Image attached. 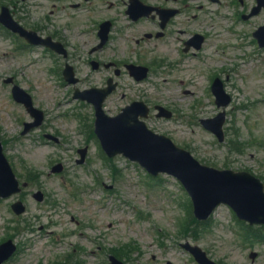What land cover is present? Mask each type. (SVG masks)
<instances>
[{
	"label": "rangeland",
	"instance_id": "rangeland-1",
	"mask_svg": "<svg viewBox=\"0 0 264 264\" xmlns=\"http://www.w3.org/2000/svg\"><path fill=\"white\" fill-rule=\"evenodd\" d=\"M109 1L97 0L102 5L89 14L85 7H71L80 0H14L21 8L27 7L28 21L33 18V22L50 26L51 19L70 44L72 53H78L80 62L78 57H70L67 63L78 64L80 89L101 86L106 76L111 75L105 71L92 72L86 65L88 53L97 43L94 36L97 23L107 17H117L121 11L108 9ZM250 1L246 0L247 4ZM0 2L10 4L12 0ZM190 2L191 11L180 21L187 30L208 36L200 58H183L176 51L174 41L159 53L166 55L165 64L169 62V65H158L161 68L152 71L140 85L124 76L120 80L121 91L106 107L115 114L135 100L145 101L152 107L172 105L178 111L177 120L153 118L149 122L152 129L189 150L202 164L206 161L220 170L255 172L264 178V49H258L252 37L264 25V16L243 21L237 18L230 0H224L221 5L208 0ZM216 13L220 17L229 13L236 16L235 21L233 18L230 21V27L243 34L246 48L242 53L231 47L233 38L222 32L229 22L212 23V19L218 18ZM194 15L198 17L193 18ZM121 22L125 26L124 35L114 41L113 60L127 57L129 61H136L138 58L133 52L139 48L132 38L140 39L143 29L129 27L127 19ZM215 31L220 33L218 37L214 36ZM6 37L0 29V73L12 75L16 69L19 84L48 114L47 131H56L65 139V151H62L44 144L41 132L23 137L22 123L30 121V117L14 102L10 87L0 83V132L5 154L20 178L26 170L39 173L37 181L22 194L0 200V242L15 237L19 246L18 254L7 264H107L109 249L126 253V258L131 259L127 264H197L180 248L185 241L199 245L210 258L222 264H264L263 242L242 246L228 207H220L197 230L198 239L184 235L183 227L193 226V221L189 220L190 200L183 187L168 176L152 178L137 164L122 157L106 161L97 141L87 136L93 109L74 101L71 90L61 83L59 87L56 75L52 74L53 69L59 70V63L63 68L66 61L60 58L58 62L41 51L15 53ZM148 46L153 49L155 44ZM109 50L111 47L105 56L112 54ZM243 53L244 61L240 59ZM212 73L221 77L227 93L233 97V103L226 110L225 143H219L200 124L202 118H214L221 111L209 92L211 85L207 76ZM77 116L83 117L84 122H77ZM84 145L89 146L87 162L77 165V150ZM57 162L65 166L61 175L50 173ZM37 191L45 194L43 203L33 198ZM19 199L27 211L18 217L11 205ZM252 253L258 254L254 263Z\"/></svg>",
	"mask_w": 264,
	"mask_h": 264
},
{
	"label": "water",
	"instance_id": "water-1",
	"mask_svg": "<svg viewBox=\"0 0 264 264\" xmlns=\"http://www.w3.org/2000/svg\"><path fill=\"white\" fill-rule=\"evenodd\" d=\"M259 2L260 7L264 6V0H259ZM2 20L12 27L11 18L5 11ZM255 36L260 46L264 47V27L260 28ZM29 40L32 43H38L32 36ZM222 91L218 90V103L219 106H226L229 99L224 104L220 102L223 99ZM93 92H87L89 97L82 96L81 98L95 105L96 133L103 149L110 157L123 154L138 161L152 174L166 172L177 177L192 197L195 214L201 220L208 219L217 206L227 204L237 212L241 219L250 221L252 224H264V190L259 181L245 173L221 172L202 166L193 159L190 153L179 149L169 139L155 136L146 129L144 123L138 120L139 116L147 114V109L142 103H135L126 108L117 118H107L101 111V106L108 92L99 93L95 100L91 98L94 96ZM14 95L37 119V122L29 125L28 129L39 125L43 120V114L33 108L31 98L19 88L14 89ZM169 116L167 114V117ZM221 117L223 119V114ZM222 124L223 122L217 126L207 123L205 125L222 141ZM18 191V183L3 155L0 142V197H9ZM14 209L18 214L24 212L21 204L15 205ZM14 250L15 248L10 243L1 247L0 264L7 260ZM192 251L202 264H212L200 249L196 248ZM113 262V264H121L117 261Z\"/></svg>",
	"mask_w": 264,
	"mask_h": 264
},
{
	"label": "flooded vegetation",
	"instance_id": "flooded-vegetation-1",
	"mask_svg": "<svg viewBox=\"0 0 264 264\" xmlns=\"http://www.w3.org/2000/svg\"><path fill=\"white\" fill-rule=\"evenodd\" d=\"M144 4L151 6L153 8L152 15L148 16V18L140 19L133 24V26H138L142 28V34L138 37H133L132 40L135 43V47L139 48V50L133 52L137 58L138 62L142 65H150L156 69H160L157 66L169 65L167 60H164L165 56L159 54L165 48H168V45H172L175 41V49L176 51L182 55L183 58H187L188 56L200 58L201 54L205 50V46L208 43L209 39L206 34L200 33L199 31H189L186 26H182L180 21L181 17L187 16V13L191 11L192 5L191 0H141ZM211 1V0H210ZM224 0H218L217 4H222ZM123 6L121 7V11L119 12L117 17H107L105 20L111 21V34H110V42L107 47H105L102 51H98L95 54H91L93 59L99 64L98 71L106 68V65H111L109 71L125 67L130 61L125 57L124 60L115 61L113 60L114 49L116 46L114 45L115 40H119L121 35H124L125 27L121 26L122 19H128L126 16V2L122 0ZM232 6H236L238 4L240 6L239 10L241 11L243 8L244 12L240 16H244L247 12H251L252 9L256 6V0H251L248 4H246V0H236L231 1ZM80 7V5H79ZM237 9V8H236ZM10 10L15 18V20L21 24L25 29L35 30L42 37H51L56 42H61L66 49L69 50V58H77L76 53H72V48L70 44L61 36L59 31H54L53 26H46L43 24H32V20L28 21L29 18L27 13V8L19 9L18 6L10 4ZM235 10V9H234ZM171 11H175L172 15ZM22 12L24 16H22ZM260 16H264V10H262L258 15L253 17L251 20H254ZM121 17V18H118ZM198 17V15H194L193 18ZM12 42L14 44H18L20 49H31L32 47L28 45L24 40L20 39L17 35L11 36ZM117 37V38H116ZM201 37V38H200ZM150 43H154L155 47L152 49L148 45ZM198 45V49L194 46ZM111 47L109 50L112 54L105 56L104 53ZM147 48V49H146ZM129 57L131 54L129 53ZM149 60V61H148ZM183 60V59H181ZM157 64V65H156ZM74 65V63H73ZM18 68V67H17ZM107 69V68H106ZM15 72L11 75L13 79H16Z\"/></svg>",
	"mask_w": 264,
	"mask_h": 264
}]
</instances>
